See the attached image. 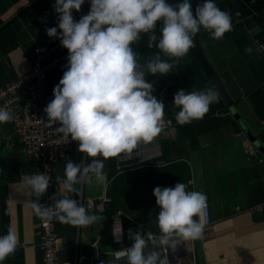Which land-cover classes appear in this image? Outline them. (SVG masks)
<instances>
[{
	"label": "crops",
	"instance_id": "obj_1",
	"mask_svg": "<svg viewBox=\"0 0 264 264\" xmlns=\"http://www.w3.org/2000/svg\"><path fill=\"white\" fill-rule=\"evenodd\" d=\"M170 4L182 0H167ZM204 0H194L195 9ZM232 17V30L214 40L203 28L196 34L204 54L224 83L231 99H222L194 48L181 58L166 75H146L153 85V95L165 105L164 119L172 123L149 144H140L126 160L104 161L105 184L77 185L85 199L111 201L88 209L102 220L88 227H75L54 219L60 237L59 259L78 264H124L115 252L130 247L128 230L140 229L158 233L155 187H174L182 182L187 191H200L207 196L211 225L201 239L179 242L168 255L175 264H264V216L252 206L264 201V0H214ZM55 0H0V87L25 72L31 65L34 47L47 35L58 13ZM90 0H85L78 16L88 14ZM259 31L250 35L255 27ZM158 22L155 34L160 35ZM148 35L132 45L145 64L158 51L148 48ZM262 44V47L259 46ZM252 48L249 54L246 49ZM162 59H167L162 54ZM67 58L52 65L46 74L45 92L49 103L53 89L66 71ZM212 88L218 100L207 114L190 124L180 125L175 116V94ZM235 110V113L232 110ZM240 120L262 145L260 156L251 158L245 150L250 139ZM66 157L53 163L52 177H64L67 160L84 161L78 144ZM90 162V160L88 161ZM42 167L38 158L28 157L15 136L12 121L0 124V235L11 227L18 236L16 251L3 264H42L40 228L29 202L35 197L23 179ZM46 193L40 198L45 199ZM122 232L121 243L115 235ZM71 245L72 249H68ZM96 245V246H95ZM96 248L101 258L94 259ZM193 248V249H192ZM79 260V261H78Z\"/></svg>",
	"mask_w": 264,
	"mask_h": 264
},
{
	"label": "clouds",
	"instance_id": "obj_2",
	"mask_svg": "<svg viewBox=\"0 0 264 264\" xmlns=\"http://www.w3.org/2000/svg\"><path fill=\"white\" fill-rule=\"evenodd\" d=\"M85 0H55L59 14L57 28L46 29L49 37L60 40L67 49V65L59 83L53 89L54 99L47 104V126L55 128L65 141L76 142L85 160H67L64 177L56 182L66 193H77V185L91 186L107 182L104 161L122 162L140 144L153 142L165 126L162 101L153 95V85L146 75H166L195 47L194 37L203 28L214 40L232 30V17L221 10L214 0H204L192 11L189 0L170 4L167 0H90V11L74 21L73 10L79 12ZM162 23L160 35L155 29ZM259 31L255 26L250 35ZM148 35V48L158 51L145 64L132 45ZM251 54L252 48L246 49ZM162 54L167 59H162ZM218 100L212 88L187 92L179 90L173 104L179 109L175 119L180 125L202 119L211 104ZM13 120L10 109L0 107V124ZM70 138V139H69ZM90 160V162H88ZM34 195L29 202L33 214L42 222L52 219L75 226L88 227L104 217L89 213L77 200L65 195L46 207L40 198L50 186L46 173L23 179ZM179 182L174 187H155L153 195L160 211L156 218L158 235L138 229L128 230L130 247L115 252V259L124 264H170L168 250H176L180 241H195L203 237V224L197 217L206 207L207 196L200 191H187ZM122 232L115 235L121 243ZM151 245V247H150ZM18 246L17 233L9 227L0 235V264Z\"/></svg>",
	"mask_w": 264,
	"mask_h": 264
},
{
	"label": "built area",
	"instance_id": "obj_3",
	"mask_svg": "<svg viewBox=\"0 0 264 264\" xmlns=\"http://www.w3.org/2000/svg\"><path fill=\"white\" fill-rule=\"evenodd\" d=\"M72 15L74 21H79L80 17L75 10H73ZM58 23L59 14L50 27H56L59 35ZM259 46L262 47V44ZM67 57L68 51L62 47L60 40L46 35L43 41L34 47L32 65L25 72L11 78L0 87V107L11 110L15 136L20 142L23 152L28 157L38 158L42 161V167L32 172L31 175L46 173L49 176L50 186L41 204L46 207L53 206L54 200L51 197L55 195L56 199H60L67 195L69 198L77 200L79 204L91 209L97 205L110 202L111 198L106 196L100 200L85 199L82 195L66 193L62 186L57 184L51 172L52 164L66 157L72 148V144L65 141L62 134L55 131L59 124L53 125V127L47 126V114L44 112V108L49 101L45 92V79L48 69ZM165 121L164 127L172 123L169 119ZM245 150L251 158L260 156V150L251 139L246 140ZM252 210L261 212L264 216V201L252 206ZM197 219L203 224L204 230L211 225L212 219L208 202L202 215ZM38 225L40 228L39 247L42 264H78L77 261L65 262L59 259L60 237L56 231L54 219L45 223L38 218ZM180 242L194 243V241ZM67 248L71 250L72 246L67 245ZM93 258H101L97 248Z\"/></svg>",
	"mask_w": 264,
	"mask_h": 264
},
{
	"label": "water",
	"instance_id": "obj_4",
	"mask_svg": "<svg viewBox=\"0 0 264 264\" xmlns=\"http://www.w3.org/2000/svg\"><path fill=\"white\" fill-rule=\"evenodd\" d=\"M189 2L192 5V11L194 14V0H189ZM194 44H195L194 50H195V53H196L198 59L203 64L204 68L207 70L208 74L210 75L213 83L215 84V86H216L217 90L219 91L224 102L228 106L231 107L232 106V99H231L224 83L221 81V79L219 78V76L217 75L215 70L212 68V66L208 62L197 35L194 37ZM232 110L235 113V110L233 107H232ZM240 122L243 125V128H244L247 136L255 143V145L259 146L262 149V145L259 142V140L254 136V134H252V132L247 128V126L241 120H240ZM150 247H151V245H150ZM168 258H169L170 264L178 263V259L172 258L169 255H168Z\"/></svg>",
	"mask_w": 264,
	"mask_h": 264
}]
</instances>
